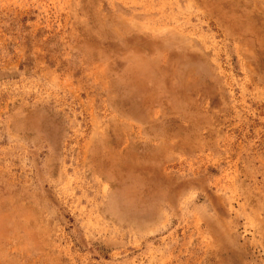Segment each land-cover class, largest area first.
<instances>
[{"label":"rangeland","instance_id":"rangeland-1","mask_svg":"<svg viewBox=\"0 0 264 264\" xmlns=\"http://www.w3.org/2000/svg\"><path fill=\"white\" fill-rule=\"evenodd\" d=\"M0 264H264V0H0Z\"/></svg>","mask_w":264,"mask_h":264}]
</instances>
